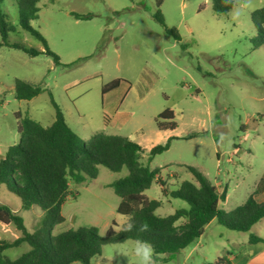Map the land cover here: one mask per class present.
I'll return each mask as SVG.
<instances>
[{
	"label": "rangeland",
	"instance_id": "rangeland-1",
	"mask_svg": "<svg viewBox=\"0 0 264 264\" xmlns=\"http://www.w3.org/2000/svg\"><path fill=\"white\" fill-rule=\"evenodd\" d=\"M253 4V10L233 21L221 0H40L30 24L59 62L47 54L31 57L0 47V157L19 143L20 119L30 117L45 127L54 122L52 99L84 143L101 132L128 137L149 150L166 142L157 120L171 109L177 128L169 150L149 164L147 152L142 158L150 169H160L144 195L162 201L156 211L162 217L187 208L186 201L163 193L162 184L170 192L193 181L187 169L192 166L213 184L227 187L231 201L223 208L234 209L264 173V36L252 20L264 0ZM1 9L12 28L10 43L44 50L42 42L21 27L16 0H4ZM158 12L166 26L157 20ZM17 80L39 85L42 92L19 100ZM113 81L118 87L104 95V86ZM128 173L127 168L112 172L99 166L95 179L82 184L70 180L71 194L62 207L65 221L52 234L96 226L104 236L113 223L121 229L128 217L117 212L121 199L109 185ZM0 201L10 208L22 206L7 185L0 186ZM18 215L30 232L43 224L39 206L20 209ZM219 230L237 237L254 233L211 225L199 245L208 248L212 263L218 245L228 238ZM0 237L13 240L1 228ZM134 244L129 240L104 246L101 257L94 259L99 264H136ZM26 248H12L6 255L16 258ZM199 254L196 251L188 264L199 263ZM168 256V264L184 262L183 255Z\"/></svg>",
	"mask_w": 264,
	"mask_h": 264
},
{
	"label": "trees",
	"instance_id": "trees-1",
	"mask_svg": "<svg viewBox=\"0 0 264 264\" xmlns=\"http://www.w3.org/2000/svg\"><path fill=\"white\" fill-rule=\"evenodd\" d=\"M3 1L0 0V47L22 50L31 57L47 54L59 62L44 36L30 24V20L37 17V4L40 0H16V5L21 27L41 41L44 50L8 41L12 28L8 16L1 9ZM226 8L228 11L229 8ZM156 18L166 26L160 12ZM252 20L256 29L264 36V8L256 11ZM169 31L171 30L167 32ZM175 36L178 38L176 33ZM118 84V81H113L105 85L103 93L115 89ZM41 92L39 85L16 81L15 93L19 100H31ZM52 103L55 108L54 122L45 127L30 117L20 119L17 127L19 143L9 146L0 157V186L7 185L17 195L23 209L30 210L33 206H39L44 211L43 224L30 232L20 215L9 206L0 204V222L12 225L19 232V236L13 240L0 239V264H94V257L102 254L104 246L136 239L153 244L158 261L160 255L179 253L199 239L206 225L213 219L230 230L250 232L264 218V202L257 201L253 196L231 211L221 209L219 205L224 194L218 191L206 175L192 166L187 169L192 174L193 181H184L179 189L170 192L163 188V193L186 201L188 207L177 209L167 217L156 214L162 201L149 199L144 192L158 179L160 169L152 170L148 164L157 155L169 150L175 137L151 148L146 164L142 161L146 150L128 137L100 132L84 143L71 129L63 111L53 99ZM157 125L161 131L175 130L177 123L174 111L166 109L161 112ZM99 166L112 172L128 169L127 176L109 185L121 199L117 212L128 217V222L121 229H117V225L113 223L104 236L100 235L96 226L79 227L53 235L54 227L65 221L62 207L71 194L70 180L82 184L95 179ZM129 222L135 228L130 232L124 231ZM141 223H147L150 230L138 232ZM261 241H264L262 237L251 234V243ZM23 243L29 244L31 248L17 259L12 260L4 254L7 249L19 247ZM228 262L223 256L209 264Z\"/></svg>",
	"mask_w": 264,
	"mask_h": 264
},
{
	"label": "crops",
	"instance_id": "crops-1",
	"mask_svg": "<svg viewBox=\"0 0 264 264\" xmlns=\"http://www.w3.org/2000/svg\"><path fill=\"white\" fill-rule=\"evenodd\" d=\"M104 95H106V94H104ZM175 130H163V131L160 130L161 132L165 133L164 136H160L162 141H165L166 139L168 140L170 137H175L173 134V132ZM143 149H145V148H143ZM145 150L147 153L149 152V149H145ZM214 185L217 187L218 191L221 194H224V199H223V201L220 202L219 207L225 211L233 210V209L227 210V209L223 208L224 205H229L230 204L229 202L231 201V195L228 193L227 187L224 188L223 185L220 183L219 184L217 183ZM253 188L254 189H253L252 193H250L247 197H245V199H244V201H242V203H244L250 196H253L259 202H264V173L260 177L259 182L254 184ZM162 190H163V186H162ZM242 203H238V205H236L235 207L241 205ZM0 204L4 205L2 203V201H0ZM11 209L15 213L18 214L20 209H23V208L21 206L20 208H17V209H15L13 207ZM214 223H217V225H220L216 219H213L208 225H206V227L204 229V233L199 238L196 245H194L193 247H191V245H189L188 247L183 249L181 252L177 253L179 255H183V260H184L183 264H188L189 260L194 256L196 251L200 253L199 255L201 257V260L197 264L212 263L211 258H213V257H211V255L207 252L208 248L206 249L205 246H203L201 248L199 245V242L201 241L202 237L206 234V229L209 228ZM221 226L224 227L223 225H221ZM0 228L4 233H11V236L13 239H15L19 236V232L12 225H6V224L0 222ZM225 229H228V228L225 227ZM252 230L254 231V233L250 232L246 236H242V237H239V236L237 237L236 234H230V233L225 232L223 230H219L221 237H225L227 235L228 238L226 239V241L224 243H222L221 245H218L219 247L214 252L215 261H217L219 258L225 256L229 261L228 263H225V264H264V241L257 242V243H251L250 242L251 234L257 235V236L262 237L264 239V218L261 221H259L257 224H255L253 226ZM241 233H248V232H241ZM0 239H4V238L0 237ZM23 245H28V248H26V250H27L26 252H28L31 248L30 245L27 243H23L19 247H22ZM19 247H14V248H19ZM10 249H12V248H10ZM10 249H7L4 252V254L6 255V252ZM203 249H205V250H203ZM168 255L169 254L160 255L159 256L160 259L158 260L157 264H168V261L171 259V257H169ZM20 256L21 255H19L18 257H20ZM18 257H16V258L8 257V258L14 260V259H17ZM99 257H101V255ZM106 261L112 262V259L107 257ZM93 262H94V264H99V262L95 261V259H93ZM77 263H80V262H74L72 264H77ZM80 264H82V263H80Z\"/></svg>",
	"mask_w": 264,
	"mask_h": 264
},
{
	"label": "clouds",
	"instance_id": "clouds-1",
	"mask_svg": "<svg viewBox=\"0 0 264 264\" xmlns=\"http://www.w3.org/2000/svg\"><path fill=\"white\" fill-rule=\"evenodd\" d=\"M223 6L229 8V15L233 21H239L247 12L254 9L253 0H221ZM135 225L129 222L124 231L130 232ZM150 226L147 223H141L138 232H147ZM133 253L136 257V264H157V253L153 244L149 241L136 239Z\"/></svg>",
	"mask_w": 264,
	"mask_h": 264
}]
</instances>
